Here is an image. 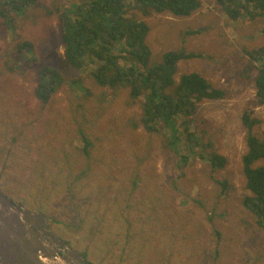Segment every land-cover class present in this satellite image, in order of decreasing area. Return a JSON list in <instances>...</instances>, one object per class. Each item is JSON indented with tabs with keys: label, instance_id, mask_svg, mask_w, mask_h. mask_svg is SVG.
I'll list each match as a JSON object with an SVG mask.
<instances>
[{
	"label": "rangeland",
	"instance_id": "rangeland-1",
	"mask_svg": "<svg viewBox=\"0 0 264 264\" xmlns=\"http://www.w3.org/2000/svg\"><path fill=\"white\" fill-rule=\"evenodd\" d=\"M72 1L78 0H34L24 14L12 13L18 18L12 22L15 28L3 26L0 18V189L22 197V206L30 210L22 182L39 179L38 185H51L61 198L54 218L73 230L49 216L48 226L90 264H264V230L241 202L249 193L242 171L247 137L264 139L256 70L242 48L264 44L261 28L260 35L256 29L264 21H231L213 0H202L189 17L154 12L146 18L152 60L182 47L200 51L202 57L178 63L176 78L195 71L224 91L219 99L197 103L193 125L203 142L211 143L208 151L223 155L225 164L214 168L192 155L180 168L163 132L133 127L141 109L127 105L125 89H106L88 69L65 60L52 11ZM204 27L206 32L187 34L190 28ZM23 41L33 44L32 56L11 72L6 61L15 57L7 54ZM44 65L89 91L65 82L41 111L34 89L37 69ZM247 108L263 122L249 129L242 120ZM23 148L32 151L24 161ZM20 161L24 166L17 174L2 170ZM254 165H264V160ZM224 180L223 189L219 181ZM103 222L109 228L102 227V232H90L92 227L85 225Z\"/></svg>",
	"mask_w": 264,
	"mask_h": 264
},
{
	"label": "trees",
	"instance_id": "trees-1",
	"mask_svg": "<svg viewBox=\"0 0 264 264\" xmlns=\"http://www.w3.org/2000/svg\"><path fill=\"white\" fill-rule=\"evenodd\" d=\"M213 1L219 11L231 21H264V0ZM33 3L34 0H0V18L4 19L1 24L15 28L12 22L18 18L12 13L24 14L26 6ZM201 3L202 0H78L70 2L62 9L51 10L58 18L65 60L77 69H88L96 83L106 89L120 92L125 89L127 105L137 104L141 109V116L134 121L133 127L142 126L150 133L163 132L166 144L178 155L180 168L192 155L208 160L214 168H222L225 164L223 155L214 150L208 151L211 149V143H204L193 125L197 103L207 99H219L224 96V91L213 87L203 75L195 71L182 73L176 78L178 63L202 57L200 51L182 47L163 52L158 61L152 60L151 49L146 42L150 30L146 18L154 12L189 17L200 8ZM260 28L261 35L264 36V24L256 28L259 29V35ZM206 29L208 28H190L187 34L206 32ZM250 38L252 41L257 39L255 36ZM32 46L31 42L23 41L9 50L7 56L15 57H11L12 62L6 61L9 71L19 69L32 56ZM242 51L247 54L250 66L256 70V104L264 105V44L242 48ZM37 78L34 94L41 102V111L63 83L68 82L72 88L81 91L85 89L78 81H66L58 71L47 65L37 69ZM106 94L103 93L104 96ZM252 115V110L248 108L242 114V120L249 129L254 124L263 122V119ZM17 132L21 134L23 131L17 128ZM247 144L248 150L242 156V171L249 193L243 195L241 202L257 225L264 230V165H254L257 161L264 160V139L249 134ZM7 151L18 153L13 148H7ZM19 152L23 153V161L32 153L31 149L24 148ZM23 161L17 162V167L5 164L2 170L5 173H9V170L11 174H17L24 166ZM37 181L22 182L29 196L30 210L40 209L55 224L73 230L68 224L54 218L55 213H58L60 196L51 185L44 181L38 185ZM219 182L224 189L227 181ZM5 195L16 205L22 206L24 199L19 195L11 192ZM61 210L67 212L64 208ZM64 214L68 216L71 213ZM107 223L109 222H103L99 227L85 225L88 230L92 227L90 232H102V227L109 228ZM216 231L221 233L218 229ZM64 241L70 243L69 240Z\"/></svg>",
	"mask_w": 264,
	"mask_h": 264
},
{
	"label": "water",
	"instance_id": "water-1",
	"mask_svg": "<svg viewBox=\"0 0 264 264\" xmlns=\"http://www.w3.org/2000/svg\"><path fill=\"white\" fill-rule=\"evenodd\" d=\"M47 221L44 213L16 205L0 189V264H90Z\"/></svg>",
	"mask_w": 264,
	"mask_h": 264
},
{
	"label": "flooded vegetation",
	"instance_id": "flooded-vegetation-1",
	"mask_svg": "<svg viewBox=\"0 0 264 264\" xmlns=\"http://www.w3.org/2000/svg\"><path fill=\"white\" fill-rule=\"evenodd\" d=\"M22 207V206H21ZM48 222V221H47ZM71 247V246H70Z\"/></svg>",
	"mask_w": 264,
	"mask_h": 264
}]
</instances>
